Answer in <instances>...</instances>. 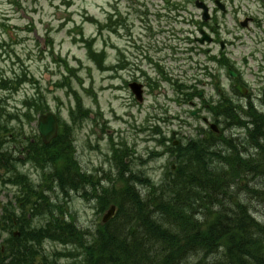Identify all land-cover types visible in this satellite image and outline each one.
Listing matches in <instances>:
<instances>
[{
  "label": "rangeland",
  "instance_id": "obj_1",
  "mask_svg": "<svg viewBox=\"0 0 264 264\" xmlns=\"http://www.w3.org/2000/svg\"><path fill=\"white\" fill-rule=\"evenodd\" d=\"M172 1L184 2L185 0ZM204 1L211 3V0ZM225 2L229 9L232 7L240 9V18L243 16L242 13L254 16L259 13V6L255 0H225ZM163 6V0H0V43L4 45L0 48V77L13 78L15 74L25 69L28 76L34 77L38 82L37 87L45 96L50 111L57 113L62 121L68 123L69 111L74 109V100L66 90L57 87L64 78L70 77L64 64L75 70L81 79L82 82L78 83L71 77L67 82L70 89L76 91L79 98L81 97L84 109L90 112L89 117H81V120L79 118L81 122L72 131L77 161L88 173H95L96 169H102L105 173L110 171L116 175L117 170L110 167L106 159L110 158L109 138H111L114 143L120 140L125 141L130 150H135V154L128 157L129 172L134 175L143 174L151 181L159 182L162 178V169L168 166L169 159L150 160L148 155L155 150L154 142L148 138L147 133H137L138 129L147 127L146 124L157 125L167 136L172 131H176L183 139H188L197 136L195 132L197 128L207 129L202 124L201 118H206L209 122L213 121L212 115L203 109L200 100L192 101L195 109L199 111V116H196L199 119L190 117L191 112L194 111L191 106L174 102L177 95L174 93L175 88L171 85L172 81L175 84L179 81L185 87L195 84L194 79L198 72L195 70V63L203 65L206 61L205 55L200 53L198 55L185 53V49L189 46L184 39L188 36L193 38L189 31L193 27L186 28L181 17L178 24L169 21L174 15L171 13L169 18L166 17L167 12ZM114 8L121 13V18L126 19L122 27L111 26L117 28L118 35L108 31H102L99 35L98 25L86 22V16H89L100 23H105L108 12H112ZM160 10L161 12H158ZM146 13L148 14L144 16ZM157 14H160L162 18ZM188 15L192 18L200 16L191 4L188 5L187 11L181 14L184 20L188 18ZM217 17L219 19L220 15ZM140 18H143V22ZM231 19L232 16L226 15L218 20L220 38L230 41L231 33L243 35V42L236 48H228L227 51L237 69L240 70L244 82L251 86L255 93L261 94L262 89L259 83H256L258 77H252L251 73H248V64L252 70L259 66L260 53L255 56V61L248 60V52L253 48L248 40L250 35L245 36L237 30ZM146 24L150 25L152 33L144 29L147 27ZM80 35L86 39L96 38L95 47L97 50L106 51V68L112 70L102 73L90 60H87L85 49L75 42L81 37ZM172 47L176 48V54L172 52ZM217 50L215 48L212 54L216 55ZM119 51L124 58H121ZM145 56L154 63H159L164 70V76H168L171 80L170 83L160 77L154 64L144 60ZM244 61L246 64L243 63ZM211 67L214 68L212 64L209 68ZM218 74L226 97L230 98L236 107L244 104L246 100H242L241 96L231 91L230 79L226 72L219 70ZM147 79L151 80L152 84L146 82ZM133 80L144 87L145 95L142 105L135 102L127 87ZM209 83L206 80L197 88L209 105H217L218 94ZM35 90L36 88L28 83L13 94L0 90L2 122L7 124L6 129L9 133L8 142L2 146V152L17 157L21 147L19 144L15 145L14 140L24 141L25 138H31L37 132L35 123L24 121L25 109L22 107L24 99L31 97ZM254 105L258 112L264 114L263 102H254ZM219 111L217 110V114ZM158 118H166L167 121L166 123L157 122ZM223 134L226 138L232 139L244 137L242 131L235 129L226 130ZM22 145L25 146L24 143ZM217 146L222 147L220 143ZM26 168H30L28 169L30 171L32 169L18 165L19 171L26 172ZM31 177L36 183L38 182L37 176ZM240 186L234 188L232 193L234 196L238 195L236 197L239 203L248 205L252 217L257 222L264 224V201L262 198L248 194L250 189L264 187V178L253 179L247 175ZM120 187L121 184H116V188ZM260 190L264 193V188ZM141 191L143 195L148 192ZM14 193H16L15 188L2 189L0 185V207L13 200ZM50 196L54 198L56 194ZM71 197L72 201L65 206L66 212L75 218L79 228L86 229L84 233L89 234V239L95 238L97 231L106 226L102 223L107 213L106 209L98 213L94 200L88 202L74 194ZM57 203L64 204L63 197L60 195ZM122 218L116 215L108 223L109 230L117 228L119 232L122 226L119 221ZM32 223L40 224L39 219H35ZM0 235V244H2L8 234ZM59 251L61 258L57 260V263H76H73L75 261L72 257L73 250L67 253L58 244L52 242L44 244L45 256L49 261L53 260L54 253ZM186 261V264H195L197 257H190Z\"/></svg>",
  "mask_w": 264,
  "mask_h": 264
},
{
  "label": "trees",
  "instance_id": "obj_2",
  "mask_svg": "<svg viewBox=\"0 0 264 264\" xmlns=\"http://www.w3.org/2000/svg\"><path fill=\"white\" fill-rule=\"evenodd\" d=\"M113 17L118 18L119 13L115 11ZM104 29L99 26L100 32ZM109 31L118 32L116 28ZM80 42L85 46L89 60L102 70L105 56L103 52L93 50L95 40L81 37ZM15 79H2L0 87L16 91L27 79L35 83L26 71ZM46 109V102L38 95L34 110ZM77 109L82 113L79 100ZM219 109L226 128L243 129V142L234 144L231 139L220 138L224 146L222 152L223 147L216 148L219 138L212 134L205 139L189 141L178 157L177 178L162 185L160 193H148L145 200L134 191L132 183L138 181L149 185L150 191L153 190L151 184L136 177L124 181L120 178L124 182L121 190L105 191V197L101 198V210L104 211L110 204L118 207L123 217L119 221L122 225L119 232L117 228L110 231L107 226L98 230L95 238L89 241L86 233L63 218L37 228L22 226L17 229L19 236L11 234L13 241L5 243L3 250L0 248V264H59L60 253H54L53 261L43 255L46 240L62 244L67 253L73 250L72 257L82 259L80 264H186L190 257H197L195 264H264V224L257 222L248 205L239 203L238 197L232 193V189L240 186L248 174L258 177L261 170L264 171V160L261 154L252 161L244 155V147H248V109L242 111L238 108V111L224 106ZM211 110L216 115L217 109ZM251 116L255 121L253 146L264 154V121L254 114ZM1 118L0 114V121ZM58 139L59 159L73 163L69 143L64 136ZM4 159L6 157L0 153V164ZM117 162L124 166L122 160L117 159ZM64 179L73 189L79 187L77 173L74 176L68 171L61 172V180ZM263 188L250 189L248 194L264 201V193L260 190ZM35 195L40 201L34 206L35 214L52 216L53 210L42 193ZM5 216L3 221L9 226L3 230L9 232L14 224V211L5 210ZM22 220L25 221V218Z\"/></svg>",
  "mask_w": 264,
  "mask_h": 264
},
{
  "label": "flooded vegetation",
  "instance_id": "obj_3",
  "mask_svg": "<svg viewBox=\"0 0 264 264\" xmlns=\"http://www.w3.org/2000/svg\"><path fill=\"white\" fill-rule=\"evenodd\" d=\"M212 3L214 4L215 3V0L212 1ZM261 3H262V7L264 8V1L261 0ZM247 16H245L246 18ZM247 19H250V27L248 28V40H249V44L252 45V46H255V47H258L260 46L261 47V50L262 52L264 53V25L262 28H260L259 26V23L258 21L255 19V18H250V17H247ZM214 20V19H213ZM257 29L259 30V34L255 33L256 37L254 39V42H253V34L251 33L252 32V29ZM213 42H212V45L211 46H214L219 49V51H223L225 52L228 47H234L236 46L238 43H239V40L238 39H235L232 37V39L230 41H225V40H221V39H218L216 35V32L214 31L213 33ZM193 41L194 43H198V38H193ZM199 47H202L201 45H199ZM249 48V46H248ZM211 50L213 49H210L208 48L206 51L207 52H210ZM263 61H264V58H263ZM261 74L263 75L262 76V80L264 81V64H263V67L261 68ZM239 76L237 75V78L238 79ZM251 94V91L250 89L248 88V97L249 95ZM171 141L173 140L174 141V138H172V136H170L169 138ZM176 142H174L173 144L175 145Z\"/></svg>",
  "mask_w": 264,
  "mask_h": 264
},
{
  "label": "water",
  "instance_id": "obj_4",
  "mask_svg": "<svg viewBox=\"0 0 264 264\" xmlns=\"http://www.w3.org/2000/svg\"><path fill=\"white\" fill-rule=\"evenodd\" d=\"M205 16V14H204ZM130 88L132 89L133 93L136 95V98L139 102H141V87L137 85H131ZM39 133L44 141V143H48L50 140H52L56 135V122L55 118L51 115H47L45 117H41L39 120ZM212 129H216L214 126H212ZM113 212V209L110 210L107 216H105L103 222H106L111 214Z\"/></svg>",
  "mask_w": 264,
  "mask_h": 264
}]
</instances>
